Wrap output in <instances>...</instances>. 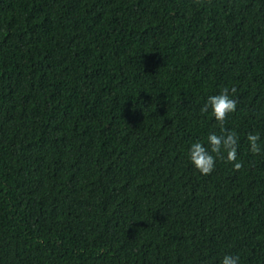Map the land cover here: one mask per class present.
Instances as JSON below:
<instances>
[{"label":"trees","instance_id":"obj_1","mask_svg":"<svg viewBox=\"0 0 264 264\" xmlns=\"http://www.w3.org/2000/svg\"><path fill=\"white\" fill-rule=\"evenodd\" d=\"M221 127L241 167L201 175ZM226 254L264 264V0H0V264Z\"/></svg>","mask_w":264,"mask_h":264},{"label":"clouds","instance_id":"obj_2","mask_svg":"<svg viewBox=\"0 0 264 264\" xmlns=\"http://www.w3.org/2000/svg\"><path fill=\"white\" fill-rule=\"evenodd\" d=\"M231 92H234V89L224 88L215 95H209L202 107L204 112L210 110L215 121L221 126L226 116L236 110V100ZM238 140L239 137L234 131L223 129V127L219 134L215 131L209 132L206 142L202 143L198 140L188 146L187 155L192 167L201 175H207L213 171L216 160L223 156L232 163L233 168L239 169L241 164L237 160ZM247 140L252 153L261 151L258 134H248ZM220 264H240V257L226 254L222 257Z\"/></svg>","mask_w":264,"mask_h":264}]
</instances>
